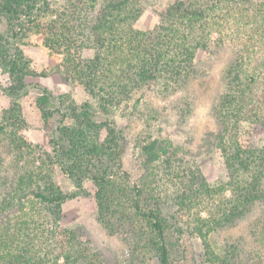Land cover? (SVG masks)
<instances>
[{
    "label": "trees",
    "instance_id": "16d2710c",
    "mask_svg": "<svg viewBox=\"0 0 264 264\" xmlns=\"http://www.w3.org/2000/svg\"><path fill=\"white\" fill-rule=\"evenodd\" d=\"M145 1L62 0L54 7L0 0V92L11 100L0 111V264H107L77 230L62 226L63 207L76 195L60 186L57 171L77 193L87 181L95 186L99 223L124 237L128 264H172L185 233L200 240L201 264H245L240 245L217 251L212 236L264 205V142L257 140L264 134V0H175L155 28L142 31L136 24ZM34 35L60 57L63 83L90 98L79 104L40 88L36 105L46 124L57 125L49 150L24 134L20 100L28 79L40 76L24 51ZM214 35L229 37L234 48L214 109L218 129L205 142L221 151L228 171L215 186L190 148L149 131L162 129L164 114L143 97L158 86L167 97L179 93ZM116 111L146 117L136 174L125 169V137L108 118ZM261 227L264 239V220Z\"/></svg>",
    "mask_w": 264,
    "mask_h": 264
},
{
    "label": "rangeland",
    "instance_id": "374dc122",
    "mask_svg": "<svg viewBox=\"0 0 264 264\" xmlns=\"http://www.w3.org/2000/svg\"><path fill=\"white\" fill-rule=\"evenodd\" d=\"M54 7L62 0H48ZM175 0H150L143 2L144 13L137 22L139 30H150L159 23V13ZM5 31L3 21L0 22V32ZM220 40L217 35L212 37L208 50L198 53L194 76L179 93L166 96L161 93V86L143 94V97L153 107L164 114L160 127L152 126L149 131L155 136H162L175 144L185 145L197 158L199 165L209 183L213 186L228 180V171L222 153L215 147L206 146L208 134L218 129L214 109L220 98L226 92L224 72L234 58V48L229 37ZM26 56L32 63V68L40 76L28 79L29 93L22 97L24 116L28 122L25 136L44 149H50L49 142L56 123L46 124L36 105V99L41 89H48L58 94H67L77 103L89 100L83 88L73 84L67 86L62 81L59 72L60 57L53 55L43 44L39 36H30L24 47ZM85 57H92L93 51L86 50ZM45 74V75H43ZM0 83L6 85V78L0 73ZM41 88V89H40ZM141 95V94H140ZM11 100L0 92V111L8 109ZM125 137L124 165L125 169L136 174V141L148 131L144 116L141 118L127 117L120 111L108 117ZM257 140L264 142V134H257ZM56 179L60 186L69 194H75L63 209L62 226L77 230L88 240L107 264H128V246L121 234L109 235L98 220V207L95 199V186L87 181L84 191L77 193L76 188L59 171ZM169 210L166 209V212ZM264 220V205L256 207L252 214L233 226L215 232L212 236L217 251L230 246L240 245L243 250L241 258L245 264H264V239L261 238V225ZM261 233V234H260ZM203 249L200 240L185 233L179 249L174 254L172 264H201Z\"/></svg>",
    "mask_w": 264,
    "mask_h": 264
}]
</instances>
